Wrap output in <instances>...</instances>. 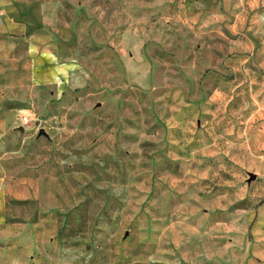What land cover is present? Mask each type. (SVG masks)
Wrapping results in <instances>:
<instances>
[{"label":"rangeland","instance_id":"374dc122","mask_svg":"<svg viewBox=\"0 0 264 264\" xmlns=\"http://www.w3.org/2000/svg\"><path fill=\"white\" fill-rule=\"evenodd\" d=\"M29 1L66 71L0 111V264H264V0Z\"/></svg>","mask_w":264,"mask_h":264},{"label":"crops","instance_id":"0c3cea01","mask_svg":"<svg viewBox=\"0 0 264 264\" xmlns=\"http://www.w3.org/2000/svg\"><path fill=\"white\" fill-rule=\"evenodd\" d=\"M10 25L13 31L29 38V58L0 59V111L3 110L6 96L11 87L24 80L38 81L46 84L52 78L62 76L65 69L57 66L58 55L52 47V35L45 25L47 17L42 7L34 1H21L11 12ZM0 114V126L6 123Z\"/></svg>","mask_w":264,"mask_h":264},{"label":"built area","instance_id":"2783aa9c","mask_svg":"<svg viewBox=\"0 0 264 264\" xmlns=\"http://www.w3.org/2000/svg\"><path fill=\"white\" fill-rule=\"evenodd\" d=\"M20 120H21V122H22L23 125H27V124H29L32 121V119L30 118V116L29 115H25V114H22L20 116Z\"/></svg>","mask_w":264,"mask_h":264},{"label":"water","instance_id":"95a60500","mask_svg":"<svg viewBox=\"0 0 264 264\" xmlns=\"http://www.w3.org/2000/svg\"><path fill=\"white\" fill-rule=\"evenodd\" d=\"M20 131L24 132V128H20ZM41 134H46V133L44 131H42ZM252 179H256V177L252 176Z\"/></svg>","mask_w":264,"mask_h":264}]
</instances>
